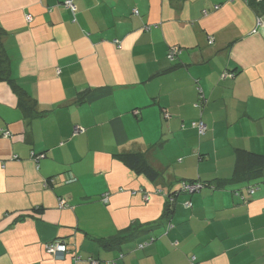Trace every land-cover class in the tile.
I'll return each mask as SVG.
<instances>
[{
    "label": "crops",
    "instance_id": "1",
    "mask_svg": "<svg viewBox=\"0 0 264 264\" xmlns=\"http://www.w3.org/2000/svg\"><path fill=\"white\" fill-rule=\"evenodd\" d=\"M253 1L0 0V264H264Z\"/></svg>",
    "mask_w": 264,
    "mask_h": 264
},
{
    "label": "trees",
    "instance_id": "2",
    "mask_svg": "<svg viewBox=\"0 0 264 264\" xmlns=\"http://www.w3.org/2000/svg\"><path fill=\"white\" fill-rule=\"evenodd\" d=\"M253 2H254L253 3L254 6H259V5L261 6L263 3V1L258 2L257 0H254ZM2 42H3V30L0 27V47L2 46ZM0 78H1V75H0ZM16 90H18V93L20 95L24 94V91L19 86H16ZM20 100L23 102V104H25V101L23 99H20ZM252 156H253L252 158H253V162L255 165H262V166L264 165V155L253 154ZM122 158L125 161V163L129 167L133 168L136 172L144 173L152 180L157 179V177H158L157 171L148 163L144 154H142V153H126L122 156ZM242 180H246V178H243ZM168 201L169 202L167 204V206H168L167 209L169 211L171 209V206H172L171 203L172 202L170 201L169 198H168ZM124 231H126V230H124ZM124 238L125 237H121L119 240L121 241ZM100 242L102 243V245H106V246H112V243H113V245H116L114 242H112L111 239L100 240Z\"/></svg>",
    "mask_w": 264,
    "mask_h": 264
},
{
    "label": "built area",
    "instance_id": "3",
    "mask_svg": "<svg viewBox=\"0 0 264 264\" xmlns=\"http://www.w3.org/2000/svg\"><path fill=\"white\" fill-rule=\"evenodd\" d=\"M65 5L68 6L69 8L75 10L76 9V5L74 4L73 0H65ZM30 18V16H29ZM178 53V48L174 47L170 50V57H174V55H176ZM203 97V96H202ZM196 125L198 126L199 128V131L200 133H204L206 132L207 130V125L206 123L203 121V120H200L196 123ZM10 132H6L5 131V135H9ZM204 185L200 182H185L182 186V189L183 191H189V192H194V191H197V190H200L201 188H203ZM250 192H254L255 190V187H250ZM108 198H105V200L107 201ZM145 200H149V196H146ZM170 201L173 202L174 201V198L173 197H170ZM186 206H189L190 205V202H186L185 203ZM143 246V245H141ZM46 249L49 251V252H52L56 255H59L60 253H65L67 250H68V245L67 243L62 240V239H56V240H53L52 242L46 244ZM92 260V264H98L99 261L98 260H94V259H91ZM191 264H196L195 263V257H192V260H191Z\"/></svg>",
    "mask_w": 264,
    "mask_h": 264
},
{
    "label": "rangeland",
    "instance_id": "4",
    "mask_svg": "<svg viewBox=\"0 0 264 264\" xmlns=\"http://www.w3.org/2000/svg\"><path fill=\"white\" fill-rule=\"evenodd\" d=\"M258 2H262L263 0H257Z\"/></svg>",
    "mask_w": 264,
    "mask_h": 264
},
{
    "label": "water",
    "instance_id": "5",
    "mask_svg": "<svg viewBox=\"0 0 264 264\" xmlns=\"http://www.w3.org/2000/svg\"><path fill=\"white\" fill-rule=\"evenodd\" d=\"M61 255H63V253H61Z\"/></svg>",
    "mask_w": 264,
    "mask_h": 264
}]
</instances>
